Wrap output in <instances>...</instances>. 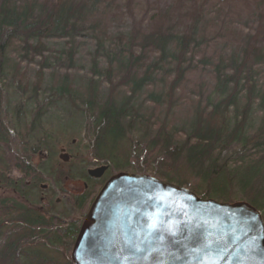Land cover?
Listing matches in <instances>:
<instances>
[{"label":"trees","instance_id":"16d2710c","mask_svg":"<svg viewBox=\"0 0 264 264\" xmlns=\"http://www.w3.org/2000/svg\"><path fill=\"white\" fill-rule=\"evenodd\" d=\"M233 2L0 0V152L11 136L26 141L29 154L47 150L54 138L31 109L44 104L41 116L59 101L80 128L88 123L91 157L108 166L98 179L77 171L94 193L64 189L72 205L88 209L109 174L145 172L204 199L246 201L264 217V0H245L239 10ZM49 42L63 43L51 58L43 55ZM86 46L78 84L39 76L70 71ZM35 55L39 71L26 78L19 64ZM8 92L23 105L11 107ZM49 159L13 164L21 175L3 176L1 189L12 196L0 190V264H72L51 250L71 243L80 225L54 215L49 194L36 199L46 212L28 203L43 180L28 176L45 175Z\"/></svg>","mask_w":264,"mask_h":264},{"label":"water","instance_id":"95a60500","mask_svg":"<svg viewBox=\"0 0 264 264\" xmlns=\"http://www.w3.org/2000/svg\"><path fill=\"white\" fill-rule=\"evenodd\" d=\"M106 169L87 174L99 178ZM70 257L72 264H264V222L246 201L203 199L148 174L119 171L91 202Z\"/></svg>","mask_w":264,"mask_h":264},{"label":"rangeland","instance_id":"374dc122","mask_svg":"<svg viewBox=\"0 0 264 264\" xmlns=\"http://www.w3.org/2000/svg\"><path fill=\"white\" fill-rule=\"evenodd\" d=\"M235 1H239V3L233 2L232 4V8L235 10H239V7L244 8L247 4V3H243V1L245 0H235ZM244 25H249V23H241V26H244ZM54 44H57L55 46V49H57L63 43L49 42L48 44L45 45V47H47L46 48L47 51L43 55L51 58L48 52L49 50L54 48L53 46ZM81 45H78V47L80 48ZM217 45L219 44L217 43ZM217 45L216 46L213 45V47H218ZM87 48L88 47L86 46L85 50H83L81 53L76 55L77 58L75 61V66L71 69L69 68L70 71L68 70L66 71L65 68L59 69L57 71L47 70L44 74L45 76L42 74H39V76H42L41 78L43 80L49 77H53L52 79L54 83L60 80L61 78H63L64 75H68V76H72V79L74 81L77 80L76 83L78 84L80 78L85 77V74L87 71V63H88L89 55H90L89 54L90 50H87ZM17 59L18 58H16V55H15V60ZM40 61L41 59H39L38 55H35L33 62H36L37 65H35L33 62L31 64H26V65H24L25 62H21V64H19L20 67L22 66V73L23 71H26L25 73L26 78L33 77L35 75V72L39 71L38 64L40 63ZM62 67H65V64H63ZM52 73H54L53 76H52ZM203 74L205 75V72H203ZM74 75L76 76L74 77ZM196 77L197 75L193 78L194 81ZM206 81L207 79L204 76V83H206ZM187 85H190V82L187 83ZM40 88L44 90L48 87L41 86ZM188 88H191V86H189ZM6 89L8 88L6 87ZM6 96H7L5 98L7 100L6 102H8L11 107L17 106L18 104L23 105L21 104L22 102L20 103L18 102L20 100H13V94L11 92L6 93ZM14 99L16 98L14 97ZM23 102H24V105L25 103L27 105L31 103V102H26V97L23 99ZM36 104L37 103L35 102V104L32 106L33 108L31 110H33L34 113L32 114L31 119L35 115H37V117H40L38 113L44 105L42 104L40 107H37ZM61 104L63 103L56 101L54 104L56 106L46 107L43 113V117L46 119L43 125L45 129L44 131L48 136L51 133L52 138H54L53 141H51L50 145L47 144L49 146L47 150L39 151L38 153H35V154L33 153L29 154L27 153V151L24 152V150H26L24 146V144H27L26 141L24 140L22 141L20 137H17V136L10 137V141H9L7 148H4L5 151L3 153L0 152V155H2L0 159L3 161L0 164V183L3 184L4 174H6V176L8 175V176H14V177L21 175L20 170L18 172V170L13 167L14 166L13 164L20 165L25 161L27 162L29 161L33 167H37L41 161L42 162L46 161V159L50 157L49 159L50 161H47L43 167L45 175H43V173L41 172L42 175H37V174L32 175L31 174L30 176H28L29 178H31V176H37L39 178H43V180L39 179L40 182L37 184V190L36 192H34L33 196H30L28 203L31 205V207L34 206L38 209L41 208L42 211L46 212L45 210H43L45 205L40 206V204H37L38 203L37 200H40L42 197H46L45 196L46 194H49L48 198L46 197V199L48 201V204H49V201H51V203H54V206L50 208L51 211L54 212V215H57V217L60 216L61 221H63V223L65 224L69 223L71 219H74V221H77V223L81 225L88 209L85 210L83 208H78L76 207L74 203H73L74 205L73 207V205L68 200V196L66 195V193L63 192V190L66 189V191L67 190L71 191L73 192L72 194H77V193L80 194L84 190H86L87 192L89 191L91 193H94L93 189L91 191L89 190L88 185L90 183L88 184V182L83 180L82 177L80 176V173L78 175L77 171L81 172V170L83 169L84 172H87L90 169H95L100 166H106V164L100 163L99 161L91 157V153L89 152L90 142L88 141V137L92 135V132L90 131L88 123L86 122L80 128V125L78 124V121L75 117H73L69 113L66 114L64 108H59V105ZM144 108H146L147 112H149V105H145ZM1 110L2 108H0V112ZM26 133L27 131H25L24 128L23 130L22 128L20 129L19 134L21 136L22 135L25 136ZM61 155L65 156L66 161L60 158ZM40 165L42 166V163ZM6 167L8 168L7 170H5ZM18 167L20 168V166ZM106 167L108 169V166ZM131 173H134V172H131ZM139 174H148V173L143 172ZM111 175L109 174L106 180ZM30 180L31 179H29L28 181L30 182ZM160 180L165 181L163 179H160ZM46 186H47V189H45ZM0 190H1L2 195L12 196V193L5 192V190L1 189V186H0ZM96 194L97 192L94 194V196ZM229 202L232 203L234 201H229ZM262 218L264 222V217L262 216ZM74 241L75 239L69 244L64 243L61 246H59L58 247V251L60 248L59 253H57L56 251L54 252L52 249L51 254L56 260H58V262H63L64 260H66V256H69V260L71 261L70 253H71V249H72Z\"/></svg>","mask_w":264,"mask_h":264},{"label":"bare ground","instance_id":"6f19581e","mask_svg":"<svg viewBox=\"0 0 264 264\" xmlns=\"http://www.w3.org/2000/svg\"><path fill=\"white\" fill-rule=\"evenodd\" d=\"M40 117H42V119H41V123H45V121H46V119L43 117V115H41ZM151 176V175H150ZM154 177V176H153ZM170 183V182H169ZM173 184V183H172ZM176 185V184H175ZM180 186V185H179ZM182 187H184V186H182ZM185 188H187V187H185ZM187 189H189V188H187ZM190 190V189H189ZM193 192V191H192ZM196 194V193H195ZM197 195V194H196ZM198 196V195H197ZM200 197V196H199ZM202 198V197H201ZM204 199V198H203ZM93 201V200H92ZM90 205H91V203H90ZM89 205V206H90ZM89 208V207H88Z\"/></svg>","mask_w":264,"mask_h":264},{"label":"flooded vegetation","instance_id":"af4514ba","mask_svg":"<svg viewBox=\"0 0 264 264\" xmlns=\"http://www.w3.org/2000/svg\"><path fill=\"white\" fill-rule=\"evenodd\" d=\"M83 184H84V183H83ZM45 189H47V186L45 187ZM67 192H69V193H73V192L68 191V190H67ZM41 200L43 201V203H45V198H44V197H42ZM46 202H47V201H46Z\"/></svg>","mask_w":264,"mask_h":264}]
</instances>
